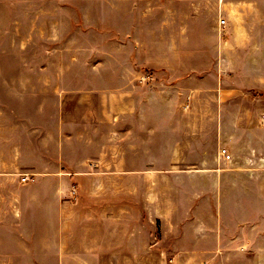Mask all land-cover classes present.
I'll use <instances>...</instances> for the list:
<instances>
[{"label": "crops", "instance_id": "crops-1", "mask_svg": "<svg viewBox=\"0 0 264 264\" xmlns=\"http://www.w3.org/2000/svg\"><path fill=\"white\" fill-rule=\"evenodd\" d=\"M235 3L232 20L229 16L225 25L221 20L206 27L201 18L203 0H191L187 29L163 33L170 36L166 46L173 56L169 63L159 60L156 66L203 69L205 76L188 70L186 75L167 77L156 72V88L148 93L139 85V100L129 93L124 111V148L132 151L138 165L124 171V179L155 178L162 173L175 182L178 195L187 196L186 205L177 210L156 205L155 212L160 214L155 217L164 228L172 227L165 232L166 239L159 241L167 242L162 254L168 258L181 254L188 259L216 258L223 253V245L251 243L250 238L259 234L255 229L264 224V212L259 217L251 199L260 194L259 178L264 175V0ZM227 57L250 70L223 75L219 71ZM216 67L218 73L212 70ZM85 125L83 120L76 140L101 148L104 132L114 139L113 125L105 130L98 126L96 133ZM222 149H227L231 160L221 154ZM74 162L81 165L86 160L79 157ZM64 163H68L65 157H58L51 161L53 172L46 167L37 170L36 184L24 200L29 224L23 218L17 220L15 210L9 208L0 226L41 228L45 250L58 264L72 260L77 264H145L148 191L124 188L116 202L113 188L92 187L88 192L80 187L73 200L66 183L76 180L82 185L87 176L59 168ZM147 165H153L149 172ZM1 166L0 162V176ZM4 172L12 174V170ZM89 194L91 199L84 198ZM259 235L264 237V233ZM180 242L185 248L177 245Z\"/></svg>", "mask_w": 264, "mask_h": 264}, {"label": "rangeland", "instance_id": "rangeland-1", "mask_svg": "<svg viewBox=\"0 0 264 264\" xmlns=\"http://www.w3.org/2000/svg\"><path fill=\"white\" fill-rule=\"evenodd\" d=\"M190 1L0 0V222L7 216L4 210L13 208L16 219L29 224L24 200L36 184L37 170L46 167L53 172L56 169L51 161L65 157L68 163L59 168L87 176L82 185L76 180L66 183L73 195L70 199L78 197L80 187L88 192L92 187L113 188L116 202L124 188L148 191L145 264H264V237L259 235L264 233V224L255 229L259 234L250 238L251 243L223 245V253L216 258L188 259L186 254L168 258L162 254L167 242L159 241L166 239L165 232L172 227L164 228L162 220L155 217L160 214L155 212L156 205L177 210L186 205L187 196L178 195L175 182L163 178L162 173L155 178L124 179V171L138 168L123 141L129 93L138 101L139 85L152 92L158 81L156 72L163 77L186 75L187 70L197 76L207 72L156 66L159 60L169 63L173 56L166 46L170 36L163 33L187 29L192 18ZM236 8L235 0H203L201 18L211 27L229 16L232 20ZM239 64L227 57L219 72L234 76L250 70ZM218 69L212 70L218 73ZM83 120L95 133L98 126L105 130L113 125L114 139L104 132L101 148L76 140ZM79 157L86 162L76 164ZM152 167L147 165L148 172ZM10 170L12 174H5ZM259 189L260 194L251 199L260 217L264 212L263 174ZM179 216L176 213L175 220ZM44 241L41 228L0 226V264H58L45 250ZM177 245L185 248L184 243Z\"/></svg>", "mask_w": 264, "mask_h": 264}, {"label": "built area", "instance_id": "built-area-1", "mask_svg": "<svg viewBox=\"0 0 264 264\" xmlns=\"http://www.w3.org/2000/svg\"><path fill=\"white\" fill-rule=\"evenodd\" d=\"M226 21L222 20L221 25H225ZM221 154L226 158V160H231V155L228 153L227 149H222ZM23 180L26 182L28 180L27 177H24Z\"/></svg>", "mask_w": 264, "mask_h": 264}]
</instances>
